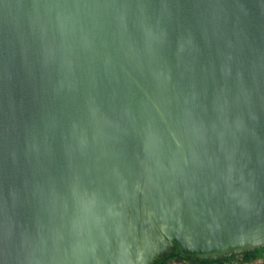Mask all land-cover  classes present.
Listing matches in <instances>:
<instances>
[{
    "label": "water",
    "instance_id": "1",
    "mask_svg": "<svg viewBox=\"0 0 264 264\" xmlns=\"http://www.w3.org/2000/svg\"><path fill=\"white\" fill-rule=\"evenodd\" d=\"M262 244L264 0H0V264Z\"/></svg>",
    "mask_w": 264,
    "mask_h": 264
},
{
    "label": "flooded vegetation",
    "instance_id": "2",
    "mask_svg": "<svg viewBox=\"0 0 264 264\" xmlns=\"http://www.w3.org/2000/svg\"><path fill=\"white\" fill-rule=\"evenodd\" d=\"M260 249H264V248L261 247L254 250L243 251L240 253H233L228 256H222L211 259H197L191 256H184L180 253L177 255V257L173 259H176L177 261L180 260L185 262H193L195 264H216V263L227 264L234 259L239 260L240 263H248L250 261L257 260L258 258H260L261 255H264V253H261L259 251Z\"/></svg>",
    "mask_w": 264,
    "mask_h": 264
},
{
    "label": "rangeland",
    "instance_id": "3",
    "mask_svg": "<svg viewBox=\"0 0 264 264\" xmlns=\"http://www.w3.org/2000/svg\"><path fill=\"white\" fill-rule=\"evenodd\" d=\"M163 264H195V263L185 262L180 260L177 261L176 259H166V261H164ZM216 264H222V263H216ZM227 264H264V255H261L260 258H258L257 260H253L248 263H240L239 260L234 259Z\"/></svg>",
    "mask_w": 264,
    "mask_h": 264
},
{
    "label": "trees",
    "instance_id": "4",
    "mask_svg": "<svg viewBox=\"0 0 264 264\" xmlns=\"http://www.w3.org/2000/svg\"><path fill=\"white\" fill-rule=\"evenodd\" d=\"M178 254H180V251L177 249L175 252L170 253L167 257L162 258L160 260H157L155 262V264H163L164 261H166V259H173V258L177 257Z\"/></svg>",
    "mask_w": 264,
    "mask_h": 264
},
{
    "label": "snow or ice",
    "instance_id": "5",
    "mask_svg": "<svg viewBox=\"0 0 264 264\" xmlns=\"http://www.w3.org/2000/svg\"><path fill=\"white\" fill-rule=\"evenodd\" d=\"M243 206V205H242ZM245 246H247V245H245ZM258 247H262V248H264V244H262V245H259Z\"/></svg>",
    "mask_w": 264,
    "mask_h": 264
},
{
    "label": "clouds",
    "instance_id": "6",
    "mask_svg": "<svg viewBox=\"0 0 264 264\" xmlns=\"http://www.w3.org/2000/svg\"><path fill=\"white\" fill-rule=\"evenodd\" d=\"M259 251H260L261 253H264V249H260Z\"/></svg>",
    "mask_w": 264,
    "mask_h": 264
}]
</instances>
